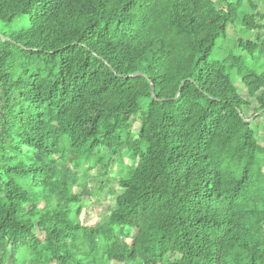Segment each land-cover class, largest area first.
Segmentation results:
<instances>
[{
  "label": "trees",
  "instance_id": "trees-1",
  "mask_svg": "<svg viewBox=\"0 0 264 264\" xmlns=\"http://www.w3.org/2000/svg\"><path fill=\"white\" fill-rule=\"evenodd\" d=\"M218 2L0 0V264H264V7Z\"/></svg>",
  "mask_w": 264,
  "mask_h": 264
},
{
  "label": "rangeland",
  "instance_id": "rangeland-1",
  "mask_svg": "<svg viewBox=\"0 0 264 264\" xmlns=\"http://www.w3.org/2000/svg\"><path fill=\"white\" fill-rule=\"evenodd\" d=\"M213 4L220 8L221 4L218 2V0H212ZM264 7V0H261V4L258 6V12L262 13ZM26 23L25 17L16 18L13 22L9 24H2L0 23V40L6 39L5 36L9 35L10 32L16 31L23 27V25ZM255 34H249L246 36L243 33V30L239 27H229L227 31V37L224 42H221L219 45H216L213 49L211 55L208 58V61H221L225 57H227L231 52L234 55H239V51L237 49H234L235 42L240 38H248L254 37ZM264 37V32L263 36ZM252 74L259 75L258 70H250ZM230 79L232 80V84L234 87L241 93V83L239 79L236 77L235 74H230ZM241 95V94H240ZM249 112L250 110L248 108H244V117H248V121L251 124V129L254 131L257 138H259V141L262 143L264 140V137L261 136L263 133V127H264V120H255L253 121V117L249 118ZM139 128V120L136 119L131 124V130L132 135L136 136L137 131ZM264 135V134H263ZM118 171V170H117ZM93 180L89 182V187L92 189L89 198L82 197L81 199V213H80V219L84 223H90V222H97L99 220V217H103L110 211V204H111V189L116 185L115 177L113 174H109L108 177H104L102 173H100L98 170H95L92 172ZM102 185L105 187L103 191L99 192L97 187L99 185ZM126 241V240H124ZM34 255L33 253L27 251L25 254L26 262L30 261V258H32Z\"/></svg>",
  "mask_w": 264,
  "mask_h": 264
},
{
  "label": "water",
  "instance_id": "water-1",
  "mask_svg": "<svg viewBox=\"0 0 264 264\" xmlns=\"http://www.w3.org/2000/svg\"><path fill=\"white\" fill-rule=\"evenodd\" d=\"M5 40V39H4ZM134 76H143L142 74L138 73V74H135ZM180 90H178L177 92V95L174 99L177 98L178 94H179ZM150 93H151V97L154 101H163V100H158L155 98V94H154V88H153V85L150 83ZM245 122H248V120H245Z\"/></svg>",
  "mask_w": 264,
  "mask_h": 264
}]
</instances>
